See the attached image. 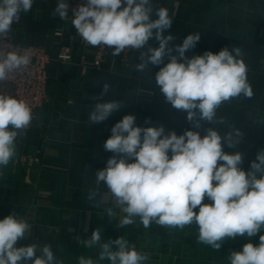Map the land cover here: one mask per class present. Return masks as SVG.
<instances>
[{
    "label": "clouds",
    "instance_id": "9594fccd",
    "mask_svg": "<svg viewBox=\"0 0 264 264\" xmlns=\"http://www.w3.org/2000/svg\"><path fill=\"white\" fill-rule=\"evenodd\" d=\"M33 2L0 0V36L6 37L12 31L13 23L21 12L31 10ZM68 7L65 0H58L53 15L67 20ZM72 11V24L89 45L107 46L113 49V55L126 48L138 50L141 62L135 66L137 71L148 70L149 64L159 66L168 56L169 62L156 73L155 82L166 102L185 112L194 128H200L201 121L225 124L224 117H217L220 105L241 95L253 96L240 48L229 51L225 47L218 53L206 51L187 58L185 53L200 40L199 32L169 47L174 37L164 33L171 27L173 17L166 8H156L152 0H86ZM150 39L158 41L159 46L151 47ZM173 48L178 56L172 54ZM29 63L27 53L0 52V81L8 80L10 73ZM109 88L108 83H103L102 92L94 98L97 102L88 116L91 124L107 120L122 107L120 101L103 100ZM32 119V109L26 102L0 94V174L16 156L17 136ZM135 119L132 114L125 115L111 128L103 147L113 155L104 169L96 171V188L88 194L89 201H95L100 184L106 185L113 204L126 214L118 226L133 224L134 217H139L145 228L153 222L180 228L195 222L199 242L216 250L225 237H252L264 228V150L257 153L246 172L240 167L243 154L224 152L216 128H207L203 137L193 130L182 135L175 131L165 134L162 125L140 127L135 125ZM229 129L223 141L235 149L244 133L231 125ZM130 159L134 162H128ZM205 197L211 203H203ZM103 202L101 198L96 206ZM197 207L198 212L194 211ZM105 212L109 219L116 217L113 207L105 208ZM31 228L14 211L0 219V264H61L48 244L17 246L19 240L29 236ZM102 231L96 228L90 239L78 240L86 248H99L95 260L80 256L78 264H101L105 260L109 264H145L149 259L125 237L103 240ZM259 239V245L249 242L242 251L231 252L230 264H264V235Z\"/></svg>",
    "mask_w": 264,
    "mask_h": 264
},
{
    "label": "crops",
    "instance_id": "0c3cea01",
    "mask_svg": "<svg viewBox=\"0 0 264 264\" xmlns=\"http://www.w3.org/2000/svg\"><path fill=\"white\" fill-rule=\"evenodd\" d=\"M57 2L34 0L31 10L22 12V24L12 26L11 31L17 45L41 47L51 58L46 67L48 100L17 136V154L0 174V219L14 211L32 225L29 236L19 240L17 246L48 244L61 264H78L80 256L95 260L99 254L98 247L86 248L78 240L90 239L93 230L102 228L103 240L125 237L138 252L147 254L145 264H230V260H221V253L227 252L224 245L232 238L225 237L216 250L199 242L195 222L183 228L153 222L145 228L140 218L134 217L133 224L120 227L117 224L126 214L113 204L106 185L100 184L95 201H89L88 194L96 188V171L104 169L113 155L105 151L104 142L111 128L128 114L135 116L136 126L162 125L165 134L175 131L182 135L193 130L203 137L207 128H216L223 151L241 152L240 167L246 172L250 169L257 153L264 150V0H152L156 8H166L173 17L171 27L164 33L174 37L169 47L199 32L200 40L185 53L187 58L206 51L218 53L225 47L242 51L253 96L241 95L223 102L217 117H224L226 123L210 125L201 121L200 128H194L185 112L166 102L155 82L156 73L169 62L168 56L161 65L149 64L148 70L140 72L135 67L141 62L140 53L134 50L129 66H124L120 57H112L100 70H94L87 65L93 60V52L78 43L73 24L53 15ZM57 30L63 31L62 38L54 37ZM148 44L159 46L154 39ZM64 45L72 47L68 62L58 59ZM172 54L178 56L174 48ZM103 83L110 85L103 100L120 101L122 107L107 120L91 124L88 116ZM141 88L153 90L156 95H141ZM229 125L244 133L235 149L223 141ZM101 198L104 202L96 206ZM203 203L211 201L205 197ZM107 207L114 208V219L107 217ZM260 235H264V228L244 238L259 245ZM112 247L115 250L116 246ZM36 255H40L39 248Z\"/></svg>",
    "mask_w": 264,
    "mask_h": 264
},
{
    "label": "built area",
    "instance_id": "2783aa9c",
    "mask_svg": "<svg viewBox=\"0 0 264 264\" xmlns=\"http://www.w3.org/2000/svg\"><path fill=\"white\" fill-rule=\"evenodd\" d=\"M65 2L69 5V17L65 20V23L72 24V17L74 16L72 9L76 8L80 4L86 3V0H65ZM21 24L22 12L12 26H20ZM75 34L79 44H81L84 48L92 50L93 60L89 64L87 63V65H90L94 70H100L112 57L117 58L123 56V58H125L134 51V49L126 48L119 55H113V49L104 45L91 46L79 36L76 29ZM54 37L62 38L63 31L57 30L54 33ZM71 48L72 47L70 45L62 46L58 59L62 62L70 61L72 58ZM9 51H17L21 54L27 53L30 56V63L27 67H24L15 73H10L8 80L0 81V94L9 95L17 98L18 100H23L31 107L33 117H35L38 110H40V108L47 102L46 67L51 58L41 47L29 44L17 45L14 35L11 32L6 37L0 36V52L7 54ZM140 94L144 96L155 95V93L151 90H141Z\"/></svg>",
    "mask_w": 264,
    "mask_h": 264
},
{
    "label": "rangeland",
    "instance_id": "374dc122",
    "mask_svg": "<svg viewBox=\"0 0 264 264\" xmlns=\"http://www.w3.org/2000/svg\"><path fill=\"white\" fill-rule=\"evenodd\" d=\"M132 54H133V52L130 55L126 56L125 58H123V56H120V62H122V64L126 67L129 66L131 63L132 56H133ZM141 90H150V89L141 88L139 90V93ZM151 91H153V90H151ZM153 92L156 95V92L155 91H153ZM46 93H47V91H46ZM47 97H48V95H47ZM150 97H153V96H150ZM47 100H48V98H47ZM249 242L254 244V242L252 240H246L244 238V236H237L234 239L232 238L231 240H228L224 245L226 247L227 252L225 254L221 253V260H229V255L231 254V252L242 251L243 245L246 243H249ZM228 250H230V251H228Z\"/></svg>",
    "mask_w": 264,
    "mask_h": 264
}]
</instances>
